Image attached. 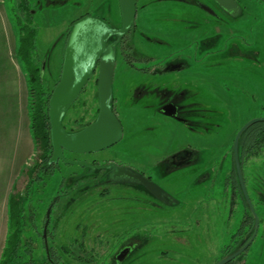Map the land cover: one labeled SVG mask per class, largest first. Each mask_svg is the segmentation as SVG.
I'll return each instance as SVG.
<instances>
[{
	"label": "rangeland",
	"instance_id": "obj_1",
	"mask_svg": "<svg viewBox=\"0 0 264 264\" xmlns=\"http://www.w3.org/2000/svg\"><path fill=\"white\" fill-rule=\"evenodd\" d=\"M237 1L242 6L240 14L217 22L196 3L209 6L210 0H137L136 33L140 30L143 34L135 39V48L142 56L149 57L146 63L150 67L163 65L161 75L152 82L163 83L162 86L176 91L182 88L192 95L183 103L194 101L193 108L197 111L190 119L198 124L189 130L153 112L154 107L148 106L153 102L151 99L132 100L128 89L133 86V79L121 81L117 78L121 76H115L111 100L126 136L91 156L102 158L114 154L128 159L116 161L151 175L174 195L175 208L148 213L147 209L138 207L142 204L135 195L118 187L102 195L87 192L75 195L70 202L63 197L55 201L57 194L66 188L64 178L78 168L58 162L47 173H39L33 169L36 161L33 154L18 174L15 186L17 192H26L23 197L26 225L33 222L40 231L33 233V229H28L22 233V238L30 236L35 243L33 256L37 261L44 258L41 237L44 231L46 246L60 254L62 264H110L120 241L140 232L146 237L145 243L125 264L215 263L220 249L235 237L247 214L241 197L233 196L229 182L235 180L231 171L234 135L248 120L264 117V2ZM50 9L53 10L44 15L37 12L31 23L20 10L18 0H0V77L4 78L0 79V85L15 74L17 80L18 65L23 72L27 67L22 56L15 53L13 44L18 49L20 36L29 30L34 37L29 53L33 65L39 68L40 60L51 52L47 67L41 71L43 88L50 92L58 80L63 38L71 20L87 11L103 15L110 25L119 22L117 0H60ZM58 39L60 42L52 50ZM179 61L187 66L179 70L170 67ZM8 68L12 69L11 73ZM145 73L132 71L126 77L150 76L148 70ZM94 88L91 80L67 110L63 116L67 128L92 117L97 107ZM186 148L201 160L169 173L159 167V159ZM245 160L242 175L258 227L242 260L243 264H264V203L257 202L256 197V192L264 194V158L254 156ZM31 169L34 176L39 173L38 179L25 191L26 172ZM8 183L0 187V253L6 235ZM48 208L53 209L47 217ZM138 211L148 219L143 226L135 225ZM74 239L83 241L85 250L94 256L92 262L78 263L61 251L62 246Z\"/></svg>",
	"mask_w": 264,
	"mask_h": 264
},
{
	"label": "flooded vegetation",
	"instance_id": "obj_2",
	"mask_svg": "<svg viewBox=\"0 0 264 264\" xmlns=\"http://www.w3.org/2000/svg\"><path fill=\"white\" fill-rule=\"evenodd\" d=\"M58 1L56 0H18V4H19L20 10L25 12L27 19L32 23L34 15L37 14V12L40 15H44L48 13V11H52L53 9H50L51 6L55 3H58ZM210 1L212 5H209L208 7L212 10V13L205 11L202 8L201 4L196 2L197 5L200 7L199 9L202 10L205 15L213 18L214 21H217V22H220L219 20L227 21L228 19L233 18L232 16H229L228 13H226L224 10L220 9L216 5V3H214L212 0ZM262 1L264 2V0ZM238 5L240 8H242V6L239 3ZM136 14H137V7H136ZM85 17H94V18L101 19L108 26L112 28H117L120 25V16H119L118 24L114 26V25H110L107 22L108 20L104 18L103 15L100 16L99 13L89 14L87 11L84 12V14H81L77 16L76 18H74L73 20H71L70 26L69 28H67L65 32V37L63 38L60 69H61L62 55H63V51H64V47L66 44V39L68 37L69 30L75 22ZM136 30H137L136 24L134 23L132 28L129 29L124 34L113 35L106 41V48H105L104 54L109 50L108 46L112 45V43L114 44L113 45L114 46V68H113V77H112V91L114 87L113 82H114L115 76H121V77H117L118 79H121V81L133 79L134 84L133 86H131V88L128 89L132 93V97H131L132 100L133 99L137 100L143 97L151 99L153 102L149 104L148 106L154 107V110H152L153 112L155 111L156 113H159V115L165 116L169 118L170 120L183 124L189 130H192L194 128V125L198 124V122L191 120L190 116L192 114H195L197 109L193 108V105L195 103L192 100L188 104L183 103V101L186 100L188 97H190L191 99L192 95L187 94V91L182 88L176 91V90H173V88L171 87L162 86L163 83H160V82L158 83L156 81H153L156 83L152 82V80H155L157 77L161 75V72L162 70H164V67L161 64L160 66H156V64H154L152 67H150L148 63H146L147 60H149V57L142 56L141 54L137 52V49L135 48V41H136L135 39L140 38L143 33L142 31L139 30L137 34ZM147 40L150 41V39H147ZM59 42H60L59 39L55 40L51 49L53 50ZM233 46H235V48L239 47L238 45H233ZM236 50H234L233 52L236 54L241 53V51L238 50V52H236ZM252 53L255 54L254 51ZM49 54H51V52L47 53L46 57L43 60L42 59L40 60V68L42 67V63H44V68L47 67ZM248 55H251V54H248ZM138 64H141V65H138ZM184 66H187V64L184 61L173 62L170 65L171 68L176 69V70H179L183 68ZM147 70L150 73L148 74L150 75L149 77H146V78L126 77L127 73L130 74L132 71H135V72L140 71L141 74H146L145 71ZM91 80H94V87H95L94 93H96L97 69L94 71L93 75L89 78V80L87 81V83L85 84L81 92L84 91L86 85ZM81 92L79 94H81ZM78 97L76 98V100L78 99ZM96 102H97V107L95 109V112L93 113L92 117L89 120L83 123L84 125L82 126H77L78 124H76L75 127L67 128L63 123V117H62V125L65 131L67 133L76 132L78 130H81L88 124H90L92 121H94L98 113L97 94H96ZM73 103L71 104V106L73 105ZM110 108L113 114L118 119L121 125V128H122V137L118 141L120 142L125 138L126 133L124 131V128L122 126L120 119L117 117L116 109L114 108L112 104V100H110ZM92 153L94 152L75 153V152H69L67 150L63 151V156L66 162H63L61 160H58V162H61L63 164L74 165L78 169L76 172H72L68 174L66 178H64L65 180L63 182V185L65 183L64 186H66V188L62 190V193L57 194L55 201L63 197L64 199H66V202L67 201L70 202L71 200L75 198V195L76 196L84 195L87 192H90L91 194L96 193V194L102 195L104 193H109L110 190L118 187V188H123L129 191L130 193L133 194V196L135 195L134 196L136 197L135 199L141 202L142 204V206H138V207H140V209L142 207L147 209L148 213L154 214L156 212L157 213L164 212V211H168L170 209L175 208L174 199H173L174 195L170 191L164 189L154 179H152L151 175H146L143 171L132 167L126 162L116 161V160H128V159L117 157L114 154H110L107 157L96 158V157L91 156ZM159 160H161V162L159 163V167L160 166L163 167L169 173L170 171L178 169L180 167L183 168L186 166H192V164H195L197 161L201 160V158L200 157L197 158L193 150L186 148L180 151L179 150L174 151L168 157H163L162 159H159ZM69 161L70 162L73 161L76 163H68ZM58 162H56L55 164H58ZM77 162H84L85 165H80ZM53 165L54 163L52 164V167ZM207 173L208 172H205V175H207ZM138 176H141L147 179L148 181L153 182L154 184L159 186L164 192L159 197L152 195L139 182V180L137 179ZM233 176L235 177L234 174ZM229 182H232L230 184V187H231L233 196L235 195L240 196L239 190L237 189V184L234 182V180L233 181L229 180ZM256 197H257V202L264 203V194H262L261 192H256ZM54 205H55V202H53L52 207ZM51 209L53 208H50V210ZM147 220L148 219L143 217L140 214V211H138V216H136L135 218V225L143 226V224L147 223L146 222ZM130 223L132 224L133 222L131 221ZM47 224H44L46 230H47ZM252 226H253V222L252 224H250V226H246L245 229H243L240 232V234L238 233V235H236L234 238H231L229 242L223 245L222 248L220 249V255L215 261V263L221 258L230 254L232 251L244 245L252 235V232H253ZM41 237L44 240L43 242L45 243V240H46L45 231L42 232ZM145 240H146V237L144 235H141L140 232H135L133 235L129 236L128 238L120 241V243L118 244L120 246L118 247L115 254H113L111 256V259L109 260L111 261L110 264H125L127 262L126 260L136 251V249L145 243ZM249 245L242 252H240L237 256H235L234 258H232L225 264H243L242 255L244 254L245 250L249 247Z\"/></svg>",
	"mask_w": 264,
	"mask_h": 264
},
{
	"label": "water",
	"instance_id": "obj_3",
	"mask_svg": "<svg viewBox=\"0 0 264 264\" xmlns=\"http://www.w3.org/2000/svg\"><path fill=\"white\" fill-rule=\"evenodd\" d=\"M120 16V25L117 28L108 26L104 21L94 17H85L75 22L68 33L64 47L59 77L51 90L48 100V120L50 126V141L52 152L46 163L48 167L58 160L66 162L63 151L75 153H91L116 144L122 137L121 125L110 108L112 98V77L114 68V44L108 46L104 54L106 41L113 35H122L135 23L137 0H117ZM216 5L236 17L241 8L236 0H212ZM202 8L212 13L208 6ZM97 69L96 94L98 101V113L94 121L76 132L67 133L62 125V117L79 93ZM44 70L42 63L41 71ZM264 122V117L248 120L237 130L232 142V158L236 179L242 196L253 216L252 235L249 240L232 251L230 254L218 260L215 264H225L240 252H242L253 240L258 218L248 198L238 155V141L241 133L256 122ZM76 163V162H68ZM85 165L84 162H77ZM139 182L155 196H160L164 191L147 179L138 176ZM50 208L46 212L48 217ZM47 222V221H46ZM45 222V223H46Z\"/></svg>",
	"mask_w": 264,
	"mask_h": 264
},
{
	"label": "trees",
	"instance_id": "obj_4",
	"mask_svg": "<svg viewBox=\"0 0 264 264\" xmlns=\"http://www.w3.org/2000/svg\"><path fill=\"white\" fill-rule=\"evenodd\" d=\"M30 31V30H29ZM27 32L24 36L21 35L20 45L16 48V53L22 56L27 62V67L24 69V75L26 85L28 89V114H29V130L34 141V155L36 161L34 164V170L36 168L39 173H47L52 168V164L48 167L46 163L51 155V141H50V126L48 120V100L51 91H47L42 85L41 68L33 65L29 59V53L31 45L34 40L32 32ZM52 90V89H51ZM96 97V93H95ZM83 123H78L77 126H82ZM238 155L241 166L247 162V158L258 156L264 158V122H256L247 127L240 135L238 141ZM232 172L235 175L233 160H232ZM33 169L27 170L26 176L28 182L26 184L27 191L30 188V184L33 180L38 179V174L33 175ZM243 174V173H242ZM236 177V175H235ZM244 180V178H243ZM234 182L237 184L240 196L247 209V214L243 218L242 224L237 228L234 236L240 234L246 226H250L253 222V216L249 212L246 202L240 191L237 179ZM26 192H17L16 186L9 194L6 203L7 223H6V235L4 244L0 253V264H62L59 255L55 252L54 248H49L43 243L44 258L41 262L37 261L33 256V251L36 248L31 237H23L22 233L25 230L33 229V233H39L38 229L33 225L27 226L24 220V204L23 197H26ZM31 219L33 220L32 214ZM62 252H65L74 261L80 263L82 260L90 263L94 256L90 252H87L84 248L82 241L74 239L70 244L62 246Z\"/></svg>",
	"mask_w": 264,
	"mask_h": 264
},
{
	"label": "crops",
	"instance_id": "obj_5",
	"mask_svg": "<svg viewBox=\"0 0 264 264\" xmlns=\"http://www.w3.org/2000/svg\"><path fill=\"white\" fill-rule=\"evenodd\" d=\"M16 47L13 44L15 53ZM16 68L17 80L13 73L7 83L0 85V187L4 188L9 182L5 192L6 203L18 174L34 154V141L29 130L28 89L21 67L18 65ZM8 69L11 73L12 69Z\"/></svg>",
	"mask_w": 264,
	"mask_h": 264
}]
</instances>
